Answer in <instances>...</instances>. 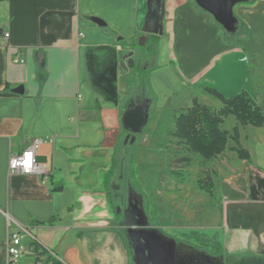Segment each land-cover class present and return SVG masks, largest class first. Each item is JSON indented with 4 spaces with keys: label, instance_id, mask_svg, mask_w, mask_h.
Listing matches in <instances>:
<instances>
[{
    "label": "crops",
    "instance_id": "obj_1",
    "mask_svg": "<svg viewBox=\"0 0 264 264\" xmlns=\"http://www.w3.org/2000/svg\"><path fill=\"white\" fill-rule=\"evenodd\" d=\"M149 2L0 0V264H7L9 236L21 229L26 250L17 264H46L49 253L60 264H133L123 217L110 202L132 105L152 101L142 130L147 136L151 111L165 112L183 91L192 103L212 101L200 104L216 112L222 104L208 90L225 98L247 92L264 112L255 84L262 74L255 68L264 52V0L234 7L232 34L195 0H160L161 34H146ZM148 37L158 41L142 86L130 64L141 56L135 44ZM19 87L22 95L15 93ZM253 129L246 146L240 133L238 146L252 163L239 159L235 144L216 159L200 156L205 166L194 154L182 160L174 175L177 213L168 224L153 221L144 208L148 226L142 228L173 247L177 264H264V127ZM35 140L43 142L36 162L54 174L45 180L11 175V156ZM152 142L141 140L143 147ZM157 148L139 153L167 157L165 145ZM54 183L61 192H52ZM142 194L149 204L144 185ZM160 196L166 197L163 188ZM34 242L48 256L38 261Z\"/></svg>",
    "mask_w": 264,
    "mask_h": 264
},
{
    "label": "rangeland",
    "instance_id": "obj_2",
    "mask_svg": "<svg viewBox=\"0 0 264 264\" xmlns=\"http://www.w3.org/2000/svg\"><path fill=\"white\" fill-rule=\"evenodd\" d=\"M261 56L263 58L260 61V67H256L255 71L258 72L261 69L262 74L260 77L257 73L255 74V84L257 85L256 94L264 99V52H262ZM168 84L173 85L174 82L169 80ZM174 99L170 107L171 109L169 108L165 112L156 115L151 111L153 114L151 118L152 131H150L148 136L144 132H141L142 135L141 133L137 135L136 144H126L125 139L117 149L116 174L118 175L114 183H117L118 188L116 192L110 190V202L115 208L116 213L123 217L122 223L130 222L131 225L137 227L134 228V231L137 233H156L154 230L150 231L142 228L143 225L148 226V218L146 217L144 208L150 207L151 219L159 223L168 224L171 218L175 216L174 212L177 213V185L179 184V180L174 175L177 177V172L180 170L178 165L185 164L182 160L191 158L192 153L183 144L178 142L174 134L177 120L181 114L185 113L192 106V98L188 90L183 91L179 96L176 95ZM200 102L205 105H211L210 102L212 103V101L207 102L203 98H201ZM263 103L261 104L263 105L262 107H264ZM172 106H177V111L173 112ZM236 127L239 128L243 136L242 143L246 146L247 142L244 138L250 134V130H254V127L249 126L247 129L240 128L235 118L229 116L224 121L222 128L232 137L233 129ZM143 139L153 140L152 146L143 147L141 143ZM160 143L161 145H165L167 157L158 154L152 160L148 153H139L143 149L156 150L158 149L157 145ZM232 146H234V143L230 140L228 147ZM195 158L204 162V166L209 164L198 155H195ZM121 177L122 179L120 180ZM143 185L146 187L147 195L149 196V204L142 194ZM161 188L165 190L166 197L160 201ZM127 231L130 241L133 242V264L173 263L167 257L155 253L158 243L153 241V239L143 238L141 235L129 232V228H127ZM138 238L140 241L137 240ZM175 264H177L176 259Z\"/></svg>",
    "mask_w": 264,
    "mask_h": 264
},
{
    "label": "trees",
    "instance_id": "obj_3",
    "mask_svg": "<svg viewBox=\"0 0 264 264\" xmlns=\"http://www.w3.org/2000/svg\"><path fill=\"white\" fill-rule=\"evenodd\" d=\"M157 41L155 37H148L139 39L135 44V48L140 51L141 56L134 62H131L130 67L141 80L142 86L145 78L153 71L151 62L155 56ZM146 63L148 64V69L144 70V64ZM207 93L222 104V109L218 112L213 111L194 99L192 107L179 116L175 137L181 141L190 153L199 155L205 160L216 159L222 155L226 151L229 141L232 140L237 146L233 151L237 153L239 159L252 163L249 154L238 147L240 139L239 128L233 129V136L231 137L222 127L225 119L233 116L241 127L263 128V110L247 92H241L232 98H225L215 90H208ZM143 103H145V107L148 110L152 101L144 100V102L142 101L138 105ZM135 106L137 104L132 105L131 108H135ZM148 120L149 113L147 122ZM183 161L188 162L189 160L184 159ZM203 185L205 186L206 183H203ZM62 189L63 186L54 183L52 192L59 193ZM32 247L38 255V261L41 257L48 256V252L45 250L41 251V247L37 243L34 242ZM46 264H60V262L48 256Z\"/></svg>",
    "mask_w": 264,
    "mask_h": 264
},
{
    "label": "water",
    "instance_id": "obj_4",
    "mask_svg": "<svg viewBox=\"0 0 264 264\" xmlns=\"http://www.w3.org/2000/svg\"><path fill=\"white\" fill-rule=\"evenodd\" d=\"M199 7L210 14H212L215 20L225 29L226 32L232 34L236 31L237 28V19L234 16V7L241 3H247L251 0H195ZM94 21L99 26H104V24L99 21ZM162 30L161 26V2L160 0H150L149 2V15L145 24L144 33L150 35H160ZM37 61L41 67L45 65V57L44 54L37 55ZM15 93L22 95L24 93V88L19 87L15 90ZM148 119V110L145 105L134 108L128 111L123 119V126L126 132L129 133V136L126 138V144L130 143L133 145L136 140V136L142 132L143 128L147 124ZM119 212V210H118ZM125 228H129V232H133L134 234L141 235L143 238L153 239V241L158 243L157 251L155 253H159L160 256L167 257L168 260H172L175 264V253L173 247L169 246V243L165 241H159L157 238L155 239L152 236H159V234L151 233H137L134 231V226L131 225L130 222H126L123 224ZM140 236V237H141ZM139 237V238H140ZM139 238L137 239L138 241ZM142 238V240H143ZM153 262V261H152ZM154 263V262H153ZM166 264V263H161Z\"/></svg>",
    "mask_w": 264,
    "mask_h": 264
},
{
    "label": "built area",
    "instance_id": "obj_5",
    "mask_svg": "<svg viewBox=\"0 0 264 264\" xmlns=\"http://www.w3.org/2000/svg\"><path fill=\"white\" fill-rule=\"evenodd\" d=\"M8 38L9 35L6 34L5 39L7 40ZM42 143L41 140H35L29 149L21 154L11 156L9 173L11 175L21 174L36 176L44 180L47 179L53 173V170L36 162V157L39 155ZM49 143L54 144L53 141H49ZM22 233H27V231L21 229L20 232L9 236L6 246L7 264H17L26 250L22 242ZM49 255L57 260V257L52 253H49Z\"/></svg>",
    "mask_w": 264,
    "mask_h": 264
},
{
    "label": "flooded vegetation",
    "instance_id": "obj_6",
    "mask_svg": "<svg viewBox=\"0 0 264 264\" xmlns=\"http://www.w3.org/2000/svg\"><path fill=\"white\" fill-rule=\"evenodd\" d=\"M142 106H143V104H141ZM138 107H140V106H138ZM128 136H129V133H128Z\"/></svg>",
    "mask_w": 264,
    "mask_h": 264
}]
</instances>
